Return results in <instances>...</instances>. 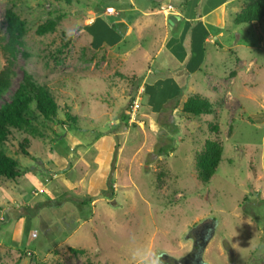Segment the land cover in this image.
<instances>
[{
	"label": "rangeland",
	"instance_id": "obj_1",
	"mask_svg": "<svg viewBox=\"0 0 264 264\" xmlns=\"http://www.w3.org/2000/svg\"><path fill=\"white\" fill-rule=\"evenodd\" d=\"M221 1H157L159 19L137 20L135 5L152 10L155 0H0L3 31L8 9L27 24L12 91L27 70L58 104L57 119L34 110L32 128L1 146L22 175L0 179V264H168L189 257L204 224L214 225L207 264H264V20L236 25L251 0L224 12ZM165 5L169 20L193 22L171 28ZM111 6L128 30L135 16L126 39L105 29ZM48 20L55 32L38 36ZM170 53H187L189 68L167 65ZM193 96L213 114L184 113ZM67 113L78 118L71 127ZM216 138L223 158L203 183L197 158Z\"/></svg>",
	"mask_w": 264,
	"mask_h": 264
},
{
	"label": "trees",
	"instance_id": "obj_2",
	"mask_svg": "<svg viewBox=\"0 0 264 264\" xmlns=\"http://www.w3.org/2000/svg\"><path fill=\"white\" fill-rule=\"evenodd\" d=\"M68 4L71 0H65ZM164 1V0H157ZM114 7V6H112ZM264 20V0H251L245 4L243 9L236 15L234 23L236 25L260 23ZM132 21V20H131ZM113 23L111 29L120 37H124L128 31L127 25L124 27ZM121 24V23H120ZM5 30L3 31L0 22V51L6 59V65L0 71V100L3 101L0 106V179L15 181L21 177L19 161L8 156L1 146L7 141L13 130H26L32 128L34 114L36 110L40 117L48 121H54L58 117V104L55 96L48 86L40 85L35 80L33 74L27 70L23 71V76L15 91H12V82L17 77L15 65L19 53L18 45L21 39L27 33V24L14 9H8L5 14ZM57 27V21L48 20L37 29L38 36H44L54 33ZM10 95V96H9ZM9 96V99L7 97ZM127 111L128 116L131 109ZM179 106L175 104L174 109ZM183 112L194 117L212 115L214 112L213 104L209 99L201 96L189 98L183 105ZM264 116V114H263ZM261 120V119H257ZM78 121L76 116L70 113L66 114V123L71 127ZM214 131L218 129L213 126ZM25 144H21V150L24 155H28ZM224 147L216 138L207 139L204 147L197 158L196 173L198 179L203 183H209L216 173L222 158ZM168 264H186L183 260H169Z\"/></svg>",
	"mask_w": 264,
	"mask_h": 264
},
{
	"label": "crops",
	"instance_id": "obj_3",
	"mask_svg": "<svg viewBox=\"0 0 264 264\" xmlns=\"http://www.w3.org/2000/svg\"><path fill=\"white\" fill-rule=\"evenodd\" d=\"M155 2L157 3V5L154 7V9H152V10H146V11H139V9H138V7L135 5V8H133V6L132 7H129L130 8V10L132 9L133 11H134V13L138 16V17H136L137 18V20L138 19H144V18H149V17H151V18H155V19H159V16L158 15H160V12H159V10L157 9V7H158V3L159 2H157V0H155ZM153 3H154V1H153ZM164 3V2H163ZM230 2H229V0L227 1V0H223V1H221V4L222 5H220L221 6V9H220V11L222 12H224V10H223V8L226 6V5H228ZM133 5V4H132ZM172 9H173V7H172ZM130 10H128V11H130ZM164 11L165 12H167V17H165V21L169 24V5H165V9H164ZM187 13V12H186ZM117 14V13H116ZM115 14V15H116ZM108 15V14H107ZM115 15H108V16H110V19L112 20V19H115L116 21L114 22V23H119L118 25L119 26H121V27H124V24L122 25V22L123 23H125L126 25H127V28H128V23L127 22H125L126 21V19L128 18L126 15H125V18H123V19H120V18H115ZM134 15V14H133ZM112 16V17H111ZM175 18H178V17H180V19H178L177 21H176V23L178 22V21H181V20H186V21H188V22H193V20H190L189 21V19H186L183 15L182 16H177V15H173ZM135 16H131L130 17V22L131 23H129L130 24V29H132V25H134L135 23H133L134 22V20L133 21H131L133 18H134ZM111 20L109 21V22H111ZM100 21H104V20H101L100 19ZM136 21V20H135ZM121 23V24H120ZM111 25H113V23H110ZM103 25V24H102ZM102 29H104V27H101ZM171 28H172V26H171ZM101 29V30H102ZM105 29L108 31L107 33H109V35L111 36V37H113V38H115V39H117V40H122V39H126V38H128V36H129V34H130V29L127 31V33H126V35L124 36V37H120L115 31H113L111 28H110V30H109V28H106L105 27ZM134 30V29H133ZM131 32H133V31H131ZM222 35V34H221ZM208 38V37H207ZM206 38V42H208V39ZM137 45H139L138 43H136ZM190 50V49H189ZM189 53H190V51H189ZM187 56H188V54L187 53H184V54H182V57L180 58V59H175V57L170 53L169 54V57L168 56H166L165 58H166V60L168 61V64L167 65H169V59L172 57L173 59H175L176 60V62L179 64V65H183V66H181L180 67V70L179 71H183L184 69L186 70V68H189V67H186V64L189 62V59L188 60H186V58H187ZM188 73H190V72H188ZM163 78V77H162ZM159 79V78H158ZM172 79H174V77H170L169 76V84H176L177 83V81L175 80V81H171ZM178 80V79H177Z\"/></svg>",
	"mask_w": 264,
	"mask_h": 264
},
{
	"label": "water",
	"instance_id": "obj_4",
	"mask_svg": "<svg viewBox=\"0 0 264 264\" xmlns=\"http://www.w3.org/2000/svg\"><path fill=\"white\" fill-rule=\"evenodd\" d=\"M180 19V17L175 18L172 17L169 20V24L171 26H174V24L176 23V21ZM209 225L207 228V233L204 237H202L201 239H197L191 254L189 255V257L185 258L184 261L187 262V264H207L204 261V252L208 246V244L210 243V241L212 240V238L214 237V225L212 224H207Z\"/></svg>",
	"mask_w": 264,
	"mask_h": 264
},
{
	"label": "built area",
	"instance_id": "obj_5",
	"mask_svg": "<svg viewBox=\"0 0 264 264\" xmlns=\"http://www.w3.org/2000/svg\"><path fill=\"white\" fill-rule=\"evenodd\" d=\"M106 14L108 15H115L116 14V9L114 7H107L106 8ZM141 108V105H140V100L136 99L134 102H133V106H132V117L135 118L136 117V113L139 111V109Z\"/></svg>",
	"mask_w": 264,
	"mask_h": 264
},
{
	"label": "flooded vegetation",
	"instance_id": "obj_6",
	"mask_svg": "<svg viewBox=\"0 0 264 264\" xmlns=\"http://www.w3.org/2000/svg\"><path fill=\"white\" fill-rule=\"evenodd\" d=\"M208 226L209 225L204 224V225L200 226L199 228H196L194 230V232H192L193 238L195 240L194 243L196 242L197 239H201L202 237H204L206 235ZM186 264H187V262H186Z\"/></svg>",
	"mask_w": 264,
	"mask_h": 264
}]
</instances>
